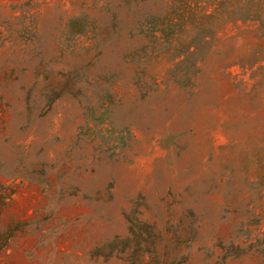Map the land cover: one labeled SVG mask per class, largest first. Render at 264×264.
<instances>
[{"label":"rangeland","instance_id":"1","mask_svg":"<svg viewBox=\"0 0 264 264\" xmlns=\"http://www.w3.org/2000/svg\"><path fill=\"white\" fill-rule=\"evenodd\" d=\"M0 264H264V0H0Z\"/></svg>","mask_w":264,"mask_h":264}]
</instances>
